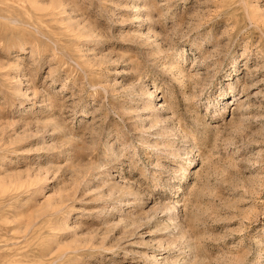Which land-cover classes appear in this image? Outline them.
Instances as JSON below:
<instances>
[{"label":"rangeland","instance_id":"obj_1","mask_svg":"<svg viewBox=\"0 0 264 264\" xmlns=\"http://www.w3.org/2000/svg\"><path fill=\"white\" fill-rule=\"evenodd\" d=\"M0 264H264V0H0Z\"/></svg>","mask_w":264,"mask_h":264}]
</instances>
